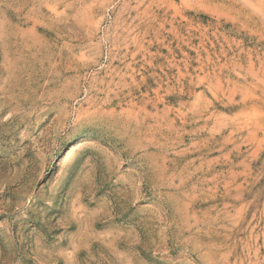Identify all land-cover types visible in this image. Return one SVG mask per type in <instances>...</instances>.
Segmentation results:
<instances>
[{"label": "rangeland", "instance_id": "374dc122", "mask_svg": "<svg viewBox=\"0 0 264 264\" xmlns=\"http://www.w3.org/2000/svg\"><path fill=\"white\" fill-rule=\"evenodd\" d=\"M0 264H264V0H0Z\"/></svg>", "mask_w": 264, "mask_h": 264}]
</instances>
